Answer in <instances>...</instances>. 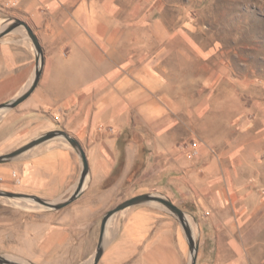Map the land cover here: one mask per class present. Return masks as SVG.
<instances>
[{
  "label": "crops",
  "instance_id": "1",
  "mask_svg": "<svg viewBox=\"0 0 264 264\" xmlns=\"http://www.w3.org/2000/svg\"><path fill=\"white\" fill-rule=\"evenodd\" d=\"M25 1L31 3L30 17L39 29L44 64L28 101L0 111V140L3 129L24 112L36 120L40 110L71 116L65 128L88 144V178L95 188L119 167L118 132L109 134L98 126H117L124 114L142 115L151 135L142 146L152 149L139 152L138 142H130L123 168L124 175L134 165L139 170L131 184L135 193L160 192L193 215L199 243L196 264L264 259V97H237L223 109L229 131L212 141L217 155L200 145L197 155H185L187 149L179 145L182 125L167 112L162 116L161 106L145 95L147 86L161 80L151 72L154 59L144 52L151 42L137 37L151 29L130 25V0ZM22 59L19 49L7 43L0 47V103L29 86L32 79L23 89L28 76ZM106 82L115 83L109 104L103 95ZM197 104L191 109L196 121L212 109ZM166 108L172 114L179 111ZM104 114L111 115L106 122ZM250 138L252 143L247 142ZM77 171L78 157L69 147L31 148L0 163V188L28 193L63 188L76 181ZM248 242L254 243L255 253L248 250ZM189 255L178 220L161 206L144 203L119 213L98 264H189Z\"/></svg>",
  "mask_w": 264,
  "mask_h": 264
},
{
  "label": "rangeland",
  "instance_id": "2",
  "mask_svg": "<svg viewBox=\"0 0 264 264\" xmlns=\"http://www.w3.org/2000/svg\"><path fill=\"white\" fill-rule=\"evenodd\" d=\"M30 9L31 3L25 0H0V47L7 43L20 50L23 74L28 76L23 89L34 76L36 52L24 26L9 27L20 19L39 36ZM130 25L151 29V33L137 37L151 42L144 52L148 53L149 59H154L150 69L161 82L145 84L149 88L145 95L149 93L150 100L161 106L162 116L167 112L173 122L182 125L179 145L187 149V153L192 146L200 145L217 155L219 151L214 143L229 131L223 109H228L237 97H264V0H130ZM113 86L115 83L112 82L104 84L106 104L112 100L110 91ZM168 100L177 107H172ZM196 104L203 109L212 108L209 114L199 115L198 121L191 114ZM166 106L179 111L172 114ZM141 116L124 114L117 126L116 123L98 126L99 131L109 134L118 132V172L95 188L90 186L88 178L82 193L62 208L48 210L30 200L0 197V254L26 264H85L91 258L93 260L104 213L125 199L141 194H136L131 187L139 171L136 165L123 174L130 142H138L139 152L152 149L142 146L151 135ZM30 117V113L24 112L3 129L5 134L0 140V154L11 152L51 130L64 129L75 136L65 128L72 120L71 116L40 110L37 120ZM109 117L110 114H104V121ZM208 134L209 138L205 136ZM80 142L88 154V144L84 140ZM247 142L253 140L250 138ZM187 143L190 146L187 147ZM58 145L74 151L67 141H55L40 149ZM80 168L78 158L77 178L70 186L22 193L50 201H64L78 183ZM119 213L121 211L108 223L105 245L117 229ZM186 213L197 236L196 220L190 212ZM247 248L252 249L250 253H255L253 242H248ZM246 261L247 264H262L264 259L251 256Z\"/></svg>",
  "mask_w": 264,
  "mask_h": 264
},
{
  "label": "water",
  "instance_id": "3",
  "mask_svg": "<svg viewBox=\"0 0 264 264\" xmlns=\"http://www.w3.org/2000/svg\"><path fill=\"white\" fill-rule=\"evenodd\" d=\"M18 24L24 26V28L27 31L28 37L30 38L32 45L35 49V52H36L35 72H34V76L32 77V80L29 86L26 89H24V91L21 94H19L13 99H10L9 101L0 103V111L14 108L19 103L24 101L38 85L40 76L42 74V68L44 64V54H43V50L40 45L39 39L37 35L34 33L33 29L23 20L17 19L16 23L9 28H13L14 26ZM58 137L64 138L70 144V146L74 149V151L78 155V158L81 163L78 183L73 193L66 200L58 201V202L43 199L37 195L9 191V190H4V189H0V197L8 198V199H13V198L29 199L30 201L35 202L37 205H39L42 208H45L48 210H58L62 208L63 206H65L66 204H68L69 202H71L72 200H74L76 197H78L82 193L87 183L86 179L89 177L90 168H89L88 158H87L85 149L82 146L81 142L76 137L72 136L69 132H67L64 129L48 131L34 138L33 140L25 143L24 145L18 147L17 149L11 152L0 154V163L11 161L14 158L18 157L19 155H21L22 153L28 151L29 149L34 148L35 146L45 141L58 138ZM144 203H151V204H156L158 206H161L162 208H164L167 212H169L172 216H174L178 220V222L180 223L185 233L186 240L188 243L189 254H190L189 264H196L199 243H198L197 236L194 232V229L188 219L186 211L183 210L181 207H179L177 204H175L171 199H169L165 195L154 194L150 192L141 193V194L132 196L128 199H125L124 201L120 202L115 207H113L112 209H109L108 211L104 213V215L102 216L101 222H100L98 243H97L96 250H95L91 264H98L103 254V251L105 248L104 242H105L106 233H107V226H108L110 219L116 213L128 207L136 206V205H140ZM0 264H26V263L9 260L0 254Z\"/></svg>",
  "mask_w": 264,
  "mask_h": 264
},
{
  "label": "bare ground",
  "instance_id": "4",
  "mask_svg": "<svg viewBox=\"0 0 264 264\" xmlns=\"http://www.w3.org/2000/svg\"><path fill=\"white\" fill-rule=\"evenodd\" d=\"M1 29V28H0ZM55 141H59V142H65L66 143V140H64L62 137H58V138H54V139H51V140H48V141H46V142H44V143H41V144H39V145H37V146H35L33 149L34 150H39L40 148H41V146H48V145H50V144H53ZM57 143V142H56ZM86 181H87V179H86ZM13 199H15V200H19L18 198H13ZM25 200H29V199H25ZM190 218V217H189ZM110 226V225H109ZM109 233V232H108ZM92 263V258L87 262V263H85V264H91Z\"/></svg>",
  "mask_w": 264,
  "mask_h": 264
},
{
  "label": "built area",
  "instance_id": "5",
  "mask_svg": "<svg viewBox=\"0 0 264 264\" xmlns=\"http://www.w3.org/2000/svg\"><path fill=\"white\" fill-rule=\"evenodd\" d=\"M195 143H193L192 145H194ZM198 154V150L195 146H192V148L190 149V152L187 153L188 156H194Z\"/></svg>",
  "mask_w": 264,
  "mask_h": 264
}]
</instances>
